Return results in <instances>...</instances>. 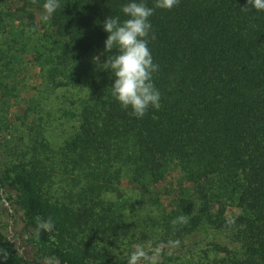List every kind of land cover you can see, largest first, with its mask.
<instances>
[{
    "label": "trees",
    "instance_id": "16d2710c",
    "mask_svg": "<svg viewBox=\"0 0 264 264\" xmlns=\"http://www.w3.org/2000/svg\"><path fill=\"white\" fill-rule=\"evenodd\" d=\"M127 2L59 0L45 18L46 0H0V92L12 95L8 78L25 51L52 88L87 90L69 112L79 125L59 165L37 153L3 168L0 150V188L19 192L26 226L62 264H129L110 258L121 238L134 247L151 233L167 251L202 228L236 247L210 243L198 260L178 264H264V11L246 10L247 0L156 9L149 47L161 107L138 119L113 97L114 76L80 66L103 51L102 22L126 19ZM56 166L74 182L64 200L49 189ZM230 208L240 211L233 219ZM95 230L100 249L85 240ZM0 264L44 263L21 256L0 232Z\"/></svg>",
    "mask_w": 264,
    "mask_h": 264
},
{
    "label": "rangeland",
    "instance_id": "374dc122",
    "mask_svg": "<svg viewBox=\"0 0 264 264\" xmlns=\"http://www.w3.org/2000/svg\"><path fill=\"white\" fill-rule=\"evenodd\" d=\"M37 23L39 26L43 24L40 16ZM5 37L0 34V46H5ZM94 55L99 54L84 57L80 66L97 67L92 62ZM8 80L13 88L12 95L0 92V150L3 168H10L20 158L29 159L37 153L47 162L50 161V156L59 165L65 142L74 136L79 125L69 112L76 110L79 99L87 95V90L54 89L49 86L31 51H25L21 55L16 74ZM56 168L57 175L49 189L52 197L64 200L67 199L68 192L74 189V182L72 176H64L58 171L59 166ZM239 212L237 208H230L228 216L233 219ZM0 232L11 240L21 256L44 264H62L56 256L45 255L41 251L35 231L26 226L19 192L10 187L0 188ZM101 235L95 230L87 233L85 240L92 247L100 249L104 245ZM149 235V241H139L134 247L128 244L127 239H119L109 250L113 251L110 258H115L114 261L129 259L134 252L142 251L143 256L138 264H178L198 260L210 243L236 247L228 234L211 228L196 231L183 242L166 248L167 251L153 240L156 239L155 235ZM164 252L169 256L168 260L162 255Z\"/></svg>",
    "mask_w": 264,
    "mask_h": 264
},
{
    "label": "clouds",
    "instance_id": "9594fccd",
    "mask_svg": "<svg viewBox=\"0 0 264 264\" xmlns=\"http://www.w3.org/2000/svg\"><path fill=\"white\" fill-rule=\"evenodd\" d=\"M178 3L179 0H155L154 7H149L145 0H128L121 8L126 19L108 15L102 22L107 38L103 51L94 55L92 62L100 70L114 76L111 86L113 97L138 119L143 118L149 109L158 110L161 107V93L153 81V74L158 71L159 65L154 63L149 47L150 38H154L150 17L156 9L171 10ZM247 3L249 7L246 10L264 11V0H247ZM58 7L59 0H46L45 18L50 17ZM114 49L116 54L113 55ZM41 227L50 229L52 224L46 222ZM142 256V251L134 252L129 264H138Z\"/></svg>",
    "mask_w": 264,
    "mask_h": 264
}]
</instances>
